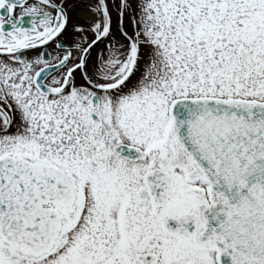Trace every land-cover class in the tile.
Returning <instances> with one entry per match:
<instances>
[{"label": "snow or ice", "instance_id": "6c2138e0", "mask_svg": "<svg viewBox=\"0 0 264 264\" xmlns=\"http://www.w3.org/2000/svg\"><path fill=\"white\" fill-rule=\"evenodd\" d=\"M226 259L264 264V0H0V264Z\"/></svg>", "mask_w": 264, "mask_h": 264}, {"label": "water", "instance_id": "95a60500", "mask_svg": "<svg viewBox=\"0 0 264 264\" xmlns=\"http://www.w3.org/2000/svg\"><path fill=\"white\" fill-rule=\"evenodd\" d=\"M225 264H229V262H228V260H227V259L225 260Z\"/></svg>", "mask_w": 264, "mask_h": 264}, {"label": "flooded vegetation", "instance_id": "af4514ba", "mask_svg": "<svg viewBox=\"0 0 264 264\" xmlns=\"http://www.w3.org/2000/svg\"><path fill=\"white\" fill-rule=\"evenodd\" d=\"M18 11H19V9H18Z\"/></svg>", "mask_w": 264, "mask_h": 264}]
</instances>
